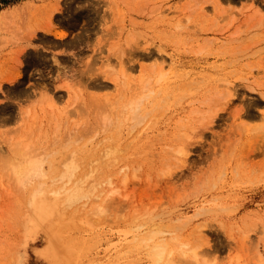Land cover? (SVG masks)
I'll return each instance as SVG.
<instances>
[{
	"label": "rangeland",
	"instance_id": "1",
	"mask_svg": "<svg viewBox=\"0 0 264 264\" xmlns=\"http://www.w3.org/2000/svg\"><path fill=\"white\" fill-rule=\"evenodd\" d=\"M24 147L49 178L9 170ZM157 228L199 258L155 261ZM0 264H264V0H0Z\"/></svg>",
	"mask_w": 264,
	"mask_h": 264
},
{
	"label": "bare ground",
	"instance_id": "2",
	"mask_svg": "<svg viewBox=\"0 0 264 264\" xmlns=\"http://www.w3.org/2000/svg\"><path fill=\"white\" fill-rule=\"evenodd\" d=\"M227 90L229 92V96L231 97L233 95L231 87H227ZM138 100H134L132 102V118L136 120L140 117V101ZM225 102H230V99L228 98ZM251 116L253 117L254 115L252 114ZM13 151L14 152H11L10 154V158L7 159L8 161H6V164L9 170L14 172L15 176L43 178L47 175V178L50 177L44 169L45 160H50V158L42 156L43 159H41V156L37 158L36 156L31 155L35 152V149L32 147L19 148ZM30 151L33 152L30 153ZM187 152L188 150H185L184 147H180L175 150L176 156L179 159L181 156L186 155ZM77 169H81L79 176H76ZM53 174L54 176L51 178V181H61L62 185L57 186V188L50 192L51 198L47 196V193L45 194V191H43L42 194H39L38 192L41 190L40 189L36 192L37 194L35 193L30 201L32 207L36 209L38 216L41 213L48 214L50 211H53L54 204L59 206H72L75 201L81 200L86 195V190H84L83 185L89 181L90 185H92L90 187H94L95 182L99 179V164L95 161L93 165L91 164L88 165V167H84V164L78 165L76 163L68 162L64 164L63 169H54ZM164 232H166L164 228L154 229L148 237L142 240L143 242L151 243V253L155 261L166 262V260L176 254H185L188 255V257H192L194 260L199 258L201 253L200 248L203 245L202 243L191 245L189 243H183L177 238H173L170 241H162L160 236ZM50 235L52 238V244L55 242L57 244L58 242L63 247L66 245L63 240L62 242L60 240V235L65 236V234L63 231L59 230V228L51 230ZM201 236H203L202 231ZM185 245H188V247L186 248ZM62 249L64 251L66 250L65 248Z\"/></svg>",
	"mask_w": 264,
	"mask_h": 264
}]
</instances>
